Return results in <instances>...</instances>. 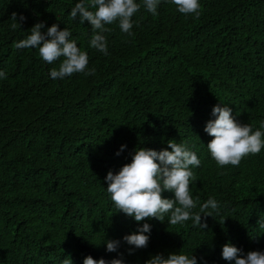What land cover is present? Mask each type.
<instances>
[{
  "label": "trees",
  "instance_id": "16d2710c",
  "mask_svg": "<svg viewBox=\"0 0 264 264\" xmlns=\"http://www.w3.org/2000/svg\"><path fill=\"white\" fill-rule=\"evenodd\" d=\"M79 2L0 0V71L7 75L0 78V264H83L87 256L145 264L181 250L198 264H228V243L264 252V149L221 167L204 131L217 104L254 131L264 121V0H199L198 18L170 0L154 16L136 0L131 35L118 22L106 25L107 55L90 47L87 21L70 19ZM37 23L43 32L67 28L95 74L54 80L50 70L63 57L49 64L37 49L15 48ZM169 140L187 141L201 162L191 169V193L199 197L193 211L209 197L220 204L219 215L202 217L205 229L191 219L169 225L167 215L137 224L106 190L107 173L130 163L137 148L171 151ZM143 223L151 226L149 243L136 249L123 237ZM106 240L120 241L117 252L106 251Z\"/></svg>",
  "mask_w": 264,
  "mask_h": 264
},
{
  "label": "clouds",
  "instance_id": "9594fccd",
  "mask_svg": "<svg viewBox=\"0 0 264 264\" xmlns=\"http://www.w3.org/2000/svg\"><path fill=\"white\" fill-rule=\"evenodd\" d=\"M161 0H143V7L152 15H158V6ZM176 6V10L184 15L201 14L199 0H170ZM94 9L91 11L89 9ZM141 4L136 0H84L76 3L71 9L70 19L76 20L79 14V22L87 21L90 24L92 35L89 40L90 47L105 55L108 54L107 38L105 33H110L111 25L118 22L120 30L131 35L133 27L132 17L140 10ZM11 19L14 21L12 27L15 29L20 25L17 21V13L13 12ZM21 22L25 21L20 16ZM45 24L37 23L30 30V35L20 40L13 46L17 49L34 48L38 50L43 61L52 64L63 57L58 69L50 70L52 79H63L74 73L94 75L95 68L88 69V54L82 51L67 28L59 29L58 24H53L43 32ZM0 78L7 79L5 72L0 71ZM211 115L215 119L209 120L204 128L212 139L207 144V149L218 166H239L241 160L252 154H259L264 149V121L260 127L253 130L250 124H241L232 116V110L227 105L217 104L213 107ZM126 148L122 145L117 156ZM167 149L155 151L146 148H137L131 156V162L124 164L116 174L109 171L105 177L107 192L110 195L115 207L127 217H131L140 224L142 221L156 219L165 221L169 225L183 224L192 220L194 225L207 228L202 217H212L213 212L220 214V204L213 198L202 203L199 212L197 208L199 197L193 199L191 183L195 175L191 170L200 166V160L192 151L187 141L177 143L173 140L167 142ZM158 161V163H157ZM174 194V199L164 198V192ZM211 209V211H209ZM203 214V215H201ZM224 223V220L222 221ZM259 228L264 230V220L258 222ZM151 226L143 223L133 234L126 235L123 240L136 249L146 248L150 239ZM148 233V235H146ZM106 251L117 252L120 245L118 240H106ZM132 254V251H129ZM222 259L228 264H264V252L248 251L245 253L230 243L222 247ZM62 264H72L70 258H65ZM83 264H124L122 258L106 261L87 256ZM145 264H198L194 255H187L182 250L176 253H169L167 256L157 254L148 259ZM206 264V261L204 262Z\"/></svg>",
  "mask_w": 264,
  "mask_h": 264
}]
</instances>
